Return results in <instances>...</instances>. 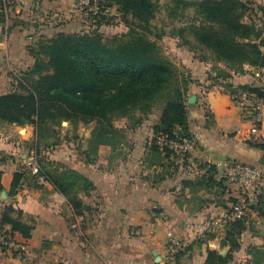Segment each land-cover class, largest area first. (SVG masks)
Returning a JSON list of instances; mask_svg holds the SVG:
<instances>
[{
    "label": "crops",
    "instance_id": "0c3cea01",
    "mask_svg": "<svg viewBox=\"0 0 264 264\" xmlns=\"http://www.w3.org/2000/svg\"><path fill=\"white\" fill-rule=\"evenodd\" d=\"M76 16L75 0H13L7 19L0 22V97L14 92L13 77L31 63L33 41L40 36L74 34L79 27ZM254 73L255 69H247L243 75H233L230 82L233 87L264 89V80L255 79ZM189 96H195L196 102L187 108L193 148L185 160L166 159L162 153L150 151L152 126L160 119L157 113L148 117L150 122L144 128H139L144 122L132 129L114 126L119 136L111 144L92 145L88 133L81 134L85 140L80 144L67 143L57 135L59 144L47 156L94 188L78 194L88 208L82 215L75 214L68 200L50 184L35 186L27 174L29 179L20 181L12 193L14 175L24 171L36 132L31 125L1 128L0 220L5 207L11 206L22 213L20 222L31 227V233L29 238L12 234L19 251L0 250V264H154L163 255L169 230L189 241L171 264H204L207 251L228 254L224 230L219 234L205 231L226 211L224 205L230 206L228 198L242 200V195L233 189L224 197L216 194V188L206 190L203 166L215 168L216 181L222 179L230 162L258 167L262 181L255 196L264 191V152L250 146L264 144V106L258 130L251 134V123L240 118L229 97L218 91L207 98L199 97L197 91ZM79 218L77 232L72 225ZM249 218L240 248L231 253L229 264H251V248L264 246V219L253 212ZM151 225L155 228L152 234ZM222 251H226L224 255Z\"/></svg>",
    "mask_w": 264,
    "mask_h": 264
},
{
    "label": "trees",
    "instance_id": "16d2710c",
    "mask_svg": "<svg viewBox=\"0 0 264 264\" xmlns=\"http://www.w3.org/2000/svg\"><path fill=\"white\" fill-rule=\"evenodd\" d=\"M100 3L105 7H117L124 19L130 17L131 22H127L128 35L114 39V43L109 45L97 33L58 34L36 49L29 50V55L34 59L33 65L24 79L16 80L23 94L14 91L0 97V121L11 125L34 126L38 137L41 128L48 122L54 124L61 119L67 121L74 118H79L83 124L96 121L99 128L92 133L90 143L98 146L111 144L118 138L119 131L114 128L113 119L130 114L132 126L141 125L151 114L153 106L162 99L163 109L159 121L152 126L153 138L149 142V149L162 153L166 159L185 160L189 154L177 155L166 149L160 151L157 145L159 137L174 142H192V137L177 72L161 54L157 43L164 33H154L156 28L151 25L155 18V5L151 0H100ZM172 4L168 14L170 19L175 20L177 10L182 7L192 9L194 21L198 22L193 21L177 30L175 37L182 45L193 47L190 39L185 37L187 33L201 48L214 56L216 63L226 64L234 75L244 74L246 67L264 71V32L244 19L249 11L247 5L238 0H172ZM259 11L264 15V7ZM3 19L0 15V22ZM226 86L233 97L247 93L264 101L263 88ZM250 146L264 152L263 143ZM45 167H52L53 170ZM203 167L207 171L205 189L216 188V194L226 196L228 192H225L224 180L214 179L215 168L207 164ZM39 168L41 176L68 200L75 214L82 215L88 210L78 199L81 192L93 191L88 180L54 163L39 162ZM26 174L28 176V171L22 168L14 175L12 193L19 187L20 181L29 179ZM30 178L34 180L35 186L41 187L36 178ZM238 201L228 198L226 203L234 206ZM224 207L226 211L229 210V206ZM250 212L264 219L263 190L248 204L241 220L225 226L229 253L220 256L218 252L207 251L204 264H229L231 253L240 248L239 239L248 227ZM21 217L20 211H15L11 206L5 207L0 231L9 227L11 234L16 232L29 238L31 227L21 223ZM249 253L251 264H264V246L253 247Z\"/></svg>",
    "mask_w": 264,
    "mask_h": 264
},
{
    "label": "rangeland",
    "instance_id": "374dc122",
    "mask_svg": "<svg viewBox=\"0 0 264 264\" xmlns=\"http://www.w3.org/2000/svg\"><path fill=\"white\" fill-rule=\"evenodd\" d=\"M85 1L86 5H78L80 0H75V9L77 11L76 20L79 23V27L77 28V31L74 34L68 35L97 33L100 35L103 41L109 45H112L114 43V39H120L121 37L128 35L129 26L127 25V22H131L130 17H126L124 19L117 7H105L104 4L100 3V0ZM151 1L155 5L156 10L155 18L151 21V25L156 28L154 33H164L163 38L157 43L160 48L161 54L175 67V70L178 75L180 88L183 91L182 102L184 103L186 109L188 108L187 95L192 94L196 91L197 95H199V97L201 98H207V95L209 96V94H213L215 91H218L220 92V94L229 97L231 101L233 95H231V90L227 88L226 85L228 84L232 86L230 81L232 76L234 75L233 72L228 69L226 64L220 62L216 63L214 61V56L209 51L201 48V46H199L187 33L185 34V37H187V39H190L193 47L182 45V42H179L178 37H175V33H177V30L179 28L188 26L193 23L195 19L193 10L182 9L181 7V9L177 10V18L173 20L170 19L168 15L169 9H171L173 6L172 0ZM183 1L197 2L200 0ZM238 1L248 6L249 11L246 12L244 19L253 23L263 33L264 15L259 10L264 7L262 5L264 3V0ZM194 22L198 23L196 21ZM56 36H40L39 39L33 41L30 46V50L36 49L37 46H39L41 43L45 42L46 40L54 39ZM30 58L31 63L28 65V67L21 72L15 73V77H13L15 81L25 78L27 72L32 67L34 62V59L31 56ZM40 58L46 61V58H44L42 55H40ZM247 69L250 68L246 67L245 73L247 72ZM253 77L257 80H264V75H262V72L257 69H255ZM14 89V91H20V93L23 94V91L20 90L17 82L14 84ZM241 94L243 93L235 95L238 96ZM162 109L163 100L160 99V101H158L155 106H153L152 112L149 116H151L153 113L161 114ZM130 116L131 115L129 114L128 117L113 119V126L127 127L131 129L138 128L139 125L136 127L132 126L133 120L131 119L132 116ZM137 116L139 115L137 114ZM148 117L146 118V122L144 121V124L139 128H144L145 126H147V124L150 122ZM147 120L149 121L148 123ZM10 125L11 124L7 122L0 121V129L8 128ZM15 126L16 128L24 127L20 125ZM97 128H99V124L96 121H93L89 124H83V122L79 118L69 119L67 121L61 119L54 124L48 122L45 127L41 128V135L40 137H38L36 127H34L36 137L35 141L30 142L32 143V154H28V157L30 155H33L35 159L34 161L38 166L39 162L42 164H53L52 160L49 158V156H47V151H50L51 148H53L56 144H59L60 139L59 136H57L59 133L61 134L62 141L65 140L67 143L80 144L83 142L82 139L85 140L84 136H81V134L88 133L92 135V133L96 132ZM33 143L35 146L33 145ZM36 147H38V151L35 150ZM187 154L188 152L185 153L184 156ZM45 169L50 171L53 170L52 167H45ZM28 176L32 177L29 171ZM224 185L226 187L225 192L231 193L233 189V192L237 191L238 194L242 195V198L243 196H245V194H242V190H240L237 186L233 185L232 187L227 183H224ZM238 202L240 203L242 202V200H239ZM247 221L250 222L249 217Z\"/></svg>",
    "mask_w": 264,
    "mask_h": 264
},
{
    "label": "built area",
    "instance_id": "2783aa9c",
    "mask_svg": "<svg viewBox=\"0 0 264 264\" xmlns=\"http://www.w3.org/2000/svg\"><path fill=\"white\" fill-rule=\"evenodd\" d=\"M13 0H0V15L7 19ZM86 5L85 0H80L78 5ZM231 103L238 110L239 116L243 121L251 123V134H255L258 130L257 122L259 113L264 106V101L258 99L254 95L243 93L231 98ZM157 145L160 151L164 149L170 152L183 155L189 153L193 148V143L187 140L174 142L164 137L157 138ZM33 155H30L24 162V168L30 172V175L36 178L39 186L47 185V181L41 176L40 168L34 161ZM222 179L225 183L237 186L245 194L242 202L229 206V210L224 211L220 217L213 219L206 227L205 233L219 234L224 230L225 226L231 222L241 220L247 211V206L255 197V191L262 181V171L258 167H251L237 162L228 163L223 171ZM81 218L72 225L75 231L80 230ZM150 233H154V226L151 225ZM204 239V234L199 237ZM189 245V241L180 239L171 230L165 233V248L163 255L154 264H171L175 261L177 255L183 253ZM0 250L4 252H18L19 246L14 242L12 234L3 229L0 231Z\"/></svg>",
    "mask_w": 264,
    "mask_h": 264
},
{
    "label": "water",
    "instance_id": "95a60500",
    "mask_svg": "<svg viewBox=\"0 0 264 264\" xmlns=\"http://www.w3.org/2000/svg\"><path fill=\"white\" fill-rule=\"evenodd\" d=\"M196 102V97L195 96H189L187 98V104L188 105H193ZM2 199H5V193H2ZM226 251H222L221 255H224ZM155 257V255H153ZM159 260V258L156 259V262Z\"/></svg>",
    "mask_w": 264,
    "mask_h": 264
}]
</instances>
